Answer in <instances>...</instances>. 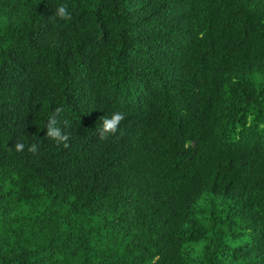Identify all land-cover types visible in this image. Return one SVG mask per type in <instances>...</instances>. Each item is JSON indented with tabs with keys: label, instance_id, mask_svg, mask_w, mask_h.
I'll use <instances>...</instances> for the list:
<instances>
[{
	"label": "trees",
	"instance_id": "1",
	"mask_svg": "<svg viewBox=\"0 0 264 264\" xmlns=\"http://www.w3.org/2000/svg\"><path fill=\"white\" fill-rule=\"evenodd\" d=\"M0 264H264V0H0Z\"/></svg>",
	"mask_w": 264,
	"mask_h": 264
},
{
	"label": "clouds",
	"instance_id": "2",
	"mask_svg": "<svg viewBox=\"0 0 264 264\" xmlns=\"http://www.w3.org/2000/svg\"><path fill=\"white\" fill-rule=\"evenodd\" d=\"M57 18L65 21L71 19V13L68 11L66 4L59 5L51 19L55 21ZM56 112H61V109L57 108ZM125 117L126 114L120 111L114 112L111 117H102L101 124L96 130L99 139L101 141H107L110 138H117V134L121 133L120 125L122 121H124ZM47 136L58 144L62 143L65 148H68L70 146L68 143L70 139V134L65 131H62L61 128L57 126V120L55 119V117H52L50 119ZM15 148L17 151H23L25 145L23 143L18 142L15 145ZM28 151L35 154L37 152V145L32 144L28 148Z\"/></svg>",
	"mask_w": 264,
	"mask_h": 264
}]
</instances>
